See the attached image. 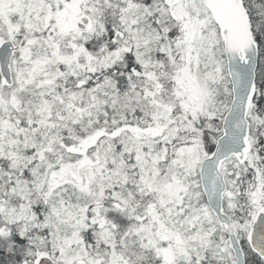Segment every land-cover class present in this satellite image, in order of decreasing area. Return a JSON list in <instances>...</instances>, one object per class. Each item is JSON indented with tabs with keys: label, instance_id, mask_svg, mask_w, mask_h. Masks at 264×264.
<instances>
[{
	"label": "snow or ice",
	"instance_id": "6c2138e0",
	"mask_svg": "<svg viewBox=\"0 0 264 264\" xmlns=\"http://www.w3.org/2000/svg\"><path fill=\"white\" fill-rule=\"evenodd\" d=\"M0 264H264V0H0Z\"/></svg>",
	"mask_w": 264,
	"mask_h": 264
}]
</instances>
